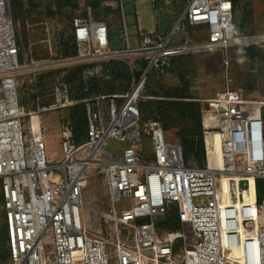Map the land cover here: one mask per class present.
Wrapping results in <instances>:
<instances>
[{
    "label": "built area",
    "instance_id": "1",
    "mask_svg": "<svg viewBox=\"0 0 264 264\" xmlns=\"http://www.w3.org/2000/svg\"><path fill=\"white\" fill-rule=\"evenodd\" d=\"M233 14L232 0H189L166 31L139 28L136 47L123 15L125 46L113 48L110 27L90 10L73 18L77 52L59 63L20 58L10 1L0 0V196L12 264H110L113 257L116 264H264V191L261 200L257 191V180L264 186V99L226 86L203 101V165L188 164L180 142L167 140L169 130L157 119L144 121L140 110L148 75L169 71L175 58L215 51L227 58L233 47L264 45V34L239 35ZM188 26H203L207 36L191 37ZM118 59L129 68L128 89L83 101L87 132L79 144L71 119L64 118L63 155L53 162L39 111L26 112L19 104L21 83L60 71L55 79L61 94L43 107L56 110L73 104L62 79L68 68L81 64L85 79L100 77L107 74L104 64ZM216 136L221 156L211 166L208 143ZM109 140L125 144L118 158L105 149ZM97 176L109 196L110 241L91 232L82 218L83 189ZM224 180L228 191L220 189ZM251 180L254 197L247 198ZM170 210L180 231L157 224ZM179 238L181 257L174 254Z\"/></svg>",
    "mask_w": 264,
    "mask_h": 264
},
{
    "label": "rangeland",
    "instance_id": "2",
    "mask_svg": "<svg viewBox=\"0 0 264 264\" xmlns=\"http://www.w3.org/2000/svg\"><path fill=\"white\" fill-rule=\"evenodd\" d=\"M13 17L16 37L18 42L27 48L24 49L23 59L28 54L33 59L51 58L59 61L71 56L73 50L72 20L78 16H87L89 11L93 17L105 21L112 34V47L125 46L122 40V16L125 15L130 34L131 47H136L137 42L132 34L137 32V27L144 31H166L172 26L179 15L183 13L189 0H9ZM94 2L96 6H93ZM19 6L20 9H17ZM233 27L239 35L264 34V0H238L234 6ZM187 33L197 39L207 36L203 26H188ZM19 44V45H20ZM120 64L117 68L129 71L127 64L116 60ZM228 62V63H227ZM63 64V63H62ZM124 64V65H123ZM140 64H138L139 66ZM66 66V65H61ZM81 64H75L67 69L74 74ZM87 70V67L85 68ZM83 78L84 74L82 75ZM43 76L36 81L25 79L18 88V100L26 112L39 111L38 116L42 121V129L47 143L46 153L49 159L56 162L63 155L62 139L59 127L62 120L69 116L71 106L77 104L73 101L59 109L45 110L48 103H55L59 79ZM92 78L87 75V78ZM95 77V76H94ZM100 81L110 80L109 73L96 76ZM88 80V79H87ZM120 82V81H119ZM74 86V85H73ZM226 86L240 89L249 99H264V45L250 47L238 46L229 50L227 58L220 51L194 52L182 56L173 70L165 72H152L148 75L144 92L140 102L148 103L150 100L163 101L169 99H182L177 97H164V92L172 94L178 92L191 96L201 104L202 120L206 114L207 105L203 101L211 98ZM80 104V103H78ZM49 108V107H47ZM143 120L163 117L155 112L151 115L149 106L143 108ZM206 122V121H205ZM176 129L167 131V140L179 142ZM147 140V149L151 150V143ZM212 143L209 140L208 148ZM125 144L116 140H109L105 149L115 153V158L121 153ZM188 164H198L191 157ZM220 189L228 191L226 180L220 183ZM109 196L103 184V177H92L83 189L82 218L87 228L94 234L111 240V231L108 222ZM171 213L174 210H170ZM158 226L164 227L162 219ZM160 237L163 230H158ZM49 249V246L46 247ZM112 250L110 244L107 245ZM7 250V235L5 217L0 196V253ZM184 253V241L179 238L174 244V254ZM0 264H12L7 260ZM110 264H116L113 257Z\"/></svg>",
    "mask_w": 264,
    "mask_h": 264
},
{
    "label": "trees",
    "instance_id": "3",
    "mask_svg": "<svg viewBox=\"0 0 264 264\" xmlns=\"http://www.w3.org/2000/svg\"><path fill=\"white\" fill-rule=\"evenodd\" d=\"M235 6L238 0H232ZM97 2H94L93 6H96ZM17 9H20L19 6ZM95 18V17H94ZM97 19V18H96ZM19 38H17L18 42ZM73 40V39H72ZM20 42H18V45ZM24 42L19 45L20 58L23 59L22 48H27ZM77 49L73 44V50L71 56L76 54ZM177 57L173 60V66L169 70H173L177 65L178 60L181 58ZM120 63L116 60L110 61L104 64V69L109 73L110 80L100 81L96 77L82 79L83 70L82 67L75 69L74 74L66 73L63 76V81L70 87V99L77 101L80 104L71 106V112L69 118L73 124L74 142L79 144L86 139L87 132V113L84 105V100L99 95H113L122 94L125 92L131 81L130 71L126 69L117 68ZM124 65V64H123ZM60 74V71H54L44 76H51L55 79ZM43 76V79L45 78ZM41 78V77H40ZM39 78V79H40ZM120 81V82H119ZM74 85V86H73ZM164 97H177L182 99H169L163 101L150 100L148 103L140 102V110L143 111L145 106H149L151 115L155 112L159 113L163 117H159V121L165 130L176 129V136L183 148L184 157L186 161L190 160V157L200 165L205 162V142L203 137L202 128V112L201 104L197 100H193L191 96H187L183 93H170L164 92ZM51 104V103H48ZM264 115V111H263ZM251 193L254 195L253 183L251 184ZM257 191L258 199L261 200L263 197L264 186L262 180H257ZM163 220L164 227L167 230L177 232L181 230V223L177 215L170 211L167 213ZM6 235H7V224L5 221ZM10 261V250L8 247V236H7V250L0 253V263Z\"/></svg>",
    "mask_w": 264,
    "mask_h": 264
},
{
    "label": "bare ground",
    "instance_id": "4",
    "mask_svg": "<svg viewBox=\"0 0 264 264\" xmlns=\"http://www.w3.org/2000/svg\"><path fill=\"white\" fill-rule=\"evenodd\" d=\"M220 156H221V144H220L218 136H216L215 140L212 138V143H211L210 147L208 148L209 164L211 166H218ZM252 183H253V180H251V184ZM227 188H228V184H227ZM250 188L246 192L247 198L254 197V195H252V193H251Z\"/></svg>",
    "mask_w": 264,
    "mask_h": 264
},
{
    "label": "crops",
    "instance_id": "5",
    "mask_svg": "<svg viewBox=\"0 0 264 264\" xmlns=\"http://www.w3.org/2000/svg\"><path fill=\"white\" fill-rule=\"evenodd\" d=\"M139 37V27H137V32L132 34V38L137 42Z\"/></svg>",
    "mask_w": 264,
    "mask_h": 264
}]
</instances>
